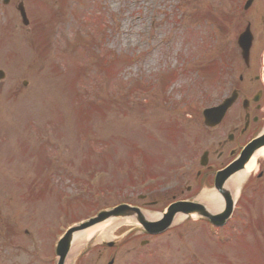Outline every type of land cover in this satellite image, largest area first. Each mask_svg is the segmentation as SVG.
I'll return each instance as SVG.
<instances>
[{"label":"rangeland","instance_id":"1","mask_svg":"<svg viewBox=\"0 0 264 264\" xmlns=\"http://www.w3.org/2000/svg\"><path fill=\"white\" fill-rule=\"evenodd\" d=\"M219 1L237 11L244 2L66 0L62 7L57 0L56 22L48 20L53 5L32 0V29L36 15L47 18L45 51L36 48V33L16 8L9 9L18 25L11 34L0 14V264H55L58 239L101 210L142 204L138 197L145 195L146 203L157 204L141 206L160 214L174 195L209 190L194 182L198 163L226 128H205L201 111L221 100L224 64L235 60L231 54L247 22L259 49L256 65L264 54V0H255L244 16L218 14L216 24H226L208 40L205 20ZM218 36L221 54L213 45ZM208 60L222 67L217 74L203 66ZM212 160L219 166L226 159ZM261 160L226 227L192 216L149 237L126 223L111 238L118 246H105L110 239L97 232L93 245L88 239L68 264H107L113 257L114 264H264ZM131 228L134 234L122 239Z\"/></svg>","mask_w":264,"mask_h":264},{"label":"flooded vegetation","instance_id":"2","mask_svg":"<svg viewBox=\"0 0 264 264\" xmlns=\"http://www.w3.org/2000/svg\"><path fill=\"white\" fill-rule=\"evenodd\" d=\"M261 68V65L255 64L254 59H250L248 63H239L232 69L229 86L224 90L222 98V101L227 97L233 98L220 124L226 128L223 131L225 136L207 150L208 157L212 154H216L217 159L231 157L220 162L222 167L232 162L264 128V72Z\"/></svg>","mask_w":264,"mask_h":264},{"label":"water","instance_id":"3","mask_svg":"<svg viewBox=\"0 0 264 264\" xmlns=\"http://www.w3.org/2000/svg\"><path fill=\"white\" fill-rule=\"evenodd\" d=\"M216 110L217 109H214L213 111L216 112ZM224 110H225V106L222 109V113L217 116V119H216L217 122L220 120L221 116L223 115ZM208 112H211V111H208ZM262 146H264V136L253 141V143H251L249 145V147L247 148V150L244 151V153L242 154L243 155L242 158L238 162H236L232 167L226 169V171L234 172L237 169L244 167L245 164L252 157L254 151L257 150L258 148L262 147ZM222 179H224V178H222ZM222 179H221V181H222ZM218 182H220V181H217V183ZM220 191L223 193V195L228 197V192L226 189L220 187ZM182 205L183 204H176L174 206V208H169L168 213L166 214V217L164 218V220H162L160 222L147 221L146 219H144V216L142 215V213H140V211L137 208H130L128 206H119V207H117L111 211L100 212L97 217L92 218L90 221L85 222V223L81 224L80 226L72 227L62 237V239L59 241L58 246H57V254L59 256L57 264H64L65 263L68 251H69L71 244H72L74 234L80 229L92 226L96 223H99V222L104 221V220L109 219V218H111V219L122 218V217H127V216L135 214V217L143 224V226L145 227V229L147 231H150L152 233H156V232L163 231L167 227H169V225L171 224V221L173 219L174 213L176 211H178L179 207H181ZM231 211H232V207H231V202L229 201L228 202V210L226 211V213L224 215H222L223 217L222 216L217 217L216 215L210 214L206 208H202L200 210V213L206 217H209L214 222L218 221V223H223L225 221V219L230 215Z\"/></svg>","mask_w":264,"mask_h":264},{"label":"bare ground","instance_id":"4","mask_svg":"<svg viewBox=\"0 0 264 264\" xmlns=\"http://www.w3.org/2000/svg\"><path fill=\"white\" fill-rule=\"evenodd\" d=\"M264 156V148L259 149L254 156L251 158L249 163L246 165L244 169L237 172L235 175L232 176V178L228 181L227 186L229 187L233 197L235 198L239 190L241 188V184L246 180V178L255 171L256 169V161L258 158ZM199 201L206 203L210 209L213 211L221 210L224 205V199L223 197L214 190H207L204 191L198 198ZM146 217L148 219H158L160 217V214H150L146 213ZM184 216L180 215L177 217V220H182ZM110 222V221H109ZM109 222H104L100 224H96L88 229H83L75 233L72 250L70 256L72 255L83 245L85 242L93 236V234L102 231L103 234L101 235V240L103 238L105 239H111L113 237L114 232L117 230V228L125 222L123 220L117 221L113 226L109 227Z\"/></svg>","mask_w":264,"mask_h":264}]
</instances>
